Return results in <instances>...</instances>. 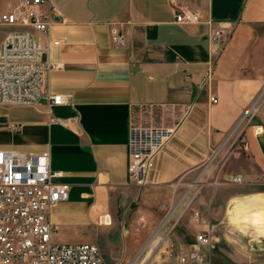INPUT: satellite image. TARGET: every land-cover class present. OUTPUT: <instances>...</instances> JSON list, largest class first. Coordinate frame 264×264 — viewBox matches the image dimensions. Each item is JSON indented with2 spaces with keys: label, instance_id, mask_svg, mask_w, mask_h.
I'll use <instances>...</instances> for the list:
<instances>
[{
  "label": "crops",
  "instance_id": "crops-1",
  "mask_svg": "<svg viewBox=\"0 0 264 264\" xmlns=\"http://www.w3.org/2000/svg\"><path fill=\"white\" fill-rule=\"evenodd\" d=\"M51 1L50 34L28 30L43 48L62 41L43 57L61 65L48 87L67 103L0 105V150L48 151L54 182L70 185L51 211L54 241L142 264L170 216L179 249L216 225L211 264H264V0ZM177 11L199 21L178 23ZM15 29L0 26V47ZM133 126L176 130L143 187L128 173Z\"/></svg>",
  "mask_w": 264,
  "mask_h": 264
},
{
  "label": "built area",
  "instance_id": "built-area-1",
  "mask_svg": "<svg viewBox=\"0 0 264 264\" xmlns=\"http://www.w3.org/2000/svg\"><path fill=\"white\" fill-rule=\"evenodd\" d=\"M59 21V10L51 0H13L8 10L0 14V26L16 28L0 47V105L28 106L45 102L59 106L67 103L62 94L53 93L48 87L50 74L61 69V65L43 60L44 54L62 41L49 40L43 48L28 30L49 35ZM176 21L187 23L199 19L197 15L177 11ZM231 33L230 27L223 26L213 32L212 39L219 46ZM111 35L116 45H126L121 31L115 29ZM210 101L217 103L218 99L212 96ZM255 113L253 109L247 115ZM11 127L19 128L16 124ZM175 134L173 128L131 127L128 173L134 185L149 184L158 156ZM59 176L61 174L51 168L48 151L0 150V264H109L97 244H59L54 241L58 226L51 221V211L66 201L70 192V185L54 182ZM233 181L241 183L243 178L237 175ZM169 218L167 216L154 235L160 239L156 248L161 263L211 264V253L217 242L216 225L202 230L195 243L185 250L170 240L175 225H170L166 235H159L162 229L169 227Z\"/></svg>",
  "mask_w": 264,
  "mask_h": 264
},
{
  "label": "rangeland",
  "instance_id": "rangeland-1",
  "mask_svg": "<svg viewBox=\"0 0 264 264\" xmlns=\"http://www.w3.org/2000/svg\"><path fill=\"white\" fill-rule=\"evenodd\" d=\"M13 0H0V12L5 11L8 6L12 3ZM1 14V13H0ZM263 95H264V90H263ZM165 219H167V216H165L162 221L157 225L156 229H154L151 234H150V239L155 235L156 231L159 230V227L163 224V222L165 221ZM172 224V222L170 221L168 223V225L170 226ZM88 233V232H87ZM86 234V233H85ZM160 236L164 235L161 233H159ZM149 239V240H150ZM147 249V248H146ZM145 249V250H146ZM147 252H149L148 257L146 258L145 264H162L161 263V258L159 256V252H158V248L156 249H152V247H148V249L146 250Z\"/></svg>",
  "mask_w": 264,
  "mask_h": 264
},
{
  "label": "bare ground",
  "instance_id": "bare-ground-1",
  "mask_svg": "<svg viewBox=\"0 0 264 264\" xmlns=\"http://www.w3.org/2000/svg\"><path fill=\"white\" fill-rule=\"evenodd\" d=\"M104 221L106 223H110V217L107 216ZM160 243V239L156 236H153L149 242V245L152 246L154 249L158 246V244Z\"/></svg>",
  "mask_w": 264,
  "mask_h": 264
},
{
  "label": "water",
  "instance_id": "water-1",
  "mask_svg": "<svg viewBox=\"0 0 264 264\" xmlns=\"http://www.w3.org/2000/svg\"><path fill=\"white\" fill-rule=\"evenodd\" d=\"M43 60H45V57H43Z\"/></svg>",
  "mask_w": 264,
  "mask_h": 264
}]
</instances>
